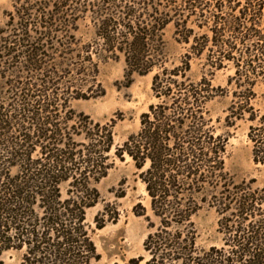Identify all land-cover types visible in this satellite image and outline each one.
Returning a JSON list of instances; mask_svg holds the SVG:
<instances>
[{"label":"trees","instance_id":"16d2710c","mask_svg":"<svg viewBox=\"0 0 264 264\" xmlns=\"http://www.w3.org/2000/svg\"><path fill=\"white\" fill-rule=\"evenodd\" d=\"M9 2L0 21V264L8 252L19 254L17 264H98L95 230L118 221V211L105 204L95 229L88 211L103 201L98 184L113 159L127 156L151 202L136 210L149 221L148 258L128 264H264V180L238 181L226 171L229 136L219 127L250 122L253 161L264 168V103L253 102L264 80V35L255 27L264 3L247 0L237 15L234 0ZM86 20L94 30L87 42L78 36ZM171 24L188 48L170 63ZM228 31L258 42L237 60L238 43L223 39ZM121 57L130 76L155 72L158 101L116 146V121L97 122L72 102L104 95L100 63ZM195 59L207 71L198 79ZM229 62L231 102L224 118L214 117L209 104L230 91L213 77ZM205 208L218 213L221 247L198 244L195 218Z\"/></svg>","mask_w":264,"mask_h":264},{"label":"rangeland","instance_id":"374dc122","mask_svg":"<svg viewBox=\"0 0 264 264\" xmlns=\"http://www.w3.org/2000/svg\"><path fill=\"white\" fill-rule=\"evenodd\" d=\"M264 3V0H261ZM237 5L235 14H239V9L247 4V0H234ZM11 9L9 0H0V21L5 22V12ZM229 11L226 10V14ZM256 28L263 31L264 35V10L261 18L256 17ZM195 18H192L194 26ZM212 24V23H210ZM252 22H248L251 26ZM93 27L89 20L81 22L79 37L87 42L93 37ZM197 33L206 32L213 37L212 32L206 29L196 28ZM167 51L171 62H178L179 58L187 52L186 44H179L175 41V28L173 24L167 26L165 30ZM224 40L230 43H238V51L234 56L241 58L240 54L246 47L258 42L256 38L242 41V36L232 32H226ZM236 60V61H237ZM204 60H193L192 69L194 78L201 77L203 71L207 72L203 65ZM169 63V65H170ZM236 66L229 62L225 69L217 70L213 77L215 86H222L230 91V96L217 97L209 107L212 109L213 116L224 118L225 111L230 105L232 87L227 86L228 78L234 76ZM154 73L147 75L134 74L130 76L127 72L123 57L114 61L109 59L100 63L99 81L102 83L105 93L100 97H92L86 100H73L72 105L76 112H83L93 118V120L106 123L116 121L114 132L115 145L121 146L127 138L140 130L141 115L149 109V106L158 100L154 97L152 90V80ZM132 80V81H131ZM257 97L253 100L259 109L264 103V80L259 79L255 85ZM220 133H227L229 136L228 151L226 152V171L233 175L236 180L250 179L256 177L259 182L264 180V168L258 169L253 161V146L249 141L250 122L237 120L235 126L226 127L224 121L219 123ZM115 166L104 178L98 189L100 190L103 201L96 207L89 209L88 221L92 228H96V217L104 209V205L109 203L118 211V221L108 222L104 228L96 229L94 242L99 253L102 254L98 264H128L133 258L144 256L148 258L144 249V240L147 239L150 228L145 216H138L136 210L138 205L150 208V199L146 193L145 184L138 178L137 171L132 160L127 156L125 160L114 158ZM124 195L123 197H119ZM200 238L198 244L201 248L208 249L212 245L221 247L223 235L218 231L219 216L214 209L205 208L195 218ZM17 252H8L3 255L4 264H17L19 262ZM145 258V259H146ZM140 264H146L143 260Z\"/></svg>","mask_w":264,"mask_h":264}]
</instances>
